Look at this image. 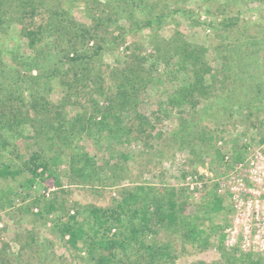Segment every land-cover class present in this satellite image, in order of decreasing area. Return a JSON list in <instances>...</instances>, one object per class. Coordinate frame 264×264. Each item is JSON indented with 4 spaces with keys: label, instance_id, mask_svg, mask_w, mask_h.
<instances>
[{
    "label": "rangeland",
    "instance_id": "obj_1",
    "mask_svg": "<svg viewBox=\"0 0 264 264\" xmlns=\"http://www.w3.org/2000/svg\"><path fill=\"white\" fill-rule=\"evenodd\" d=\"M26 3L5 1L1 8L2 91L19 90L29 104L36 99L38 109L44 105L52 110L63 102L61 114L71 121L76 114L93 112L95 103L101 108L109 105L105 97L114 92L115 69L131 59L137 62L134 57L139 59L142 83L121 116L129 131L119 141L97 145L83 134L67 146L60 140L44 146L47 157L58 156L57 161L48 160L59 184L48 171L37 176L30 188L19 186L21 175L8 183L0 180V186L8 184L15 190L11 202L0 209V264H96L88 261L84 248L70 246L68 235L62 238L56 225L75 208L110 207L120 199L122 189L143 184L174 188L180 205L176 227L156 226L149 235L169 247L171 256L162 264H229L218 248L222 234L225 252L235 257L251 253L258 261L244 257L232 264H264V0ZM48 7L64 11V16L96 33L83 44L84 53L90 55L83 58L89 62L82 70L87 77L77 94L66 98L57 74L70 70L72 75L73 62L58 51L50 32L43 34L36 49L23 34L24 28L37 29L49 21ZM66 41L61 40L60 47L66 48ZM189 50L198 55V68L206 69L208 89L196 92L191 103L177 104L172 101L176 91L192 80L197 68ZM39 52L43 58L37 62L34 57ZM97 74L101 78L95 82ZM34 110L28 108L32 117ZM100 117L97 114L95 119ZM107 123L111 126L112 119ZM27 132L5 133L21 157L0 145V166L23 167L22 160L34 148ZM76 151L86 154L89 170L71 181L67 155ZM54 196H58L57 210L41 216L42 201ZM37 197L40 203L33 204ZM216 199L222 200L223 208L212 211L209 205ZM193 226L204 229L206 243L186 236ZM114 232L112 228L110 234Z\"/></svg>",
    "mask_w": 264,
    "mask_h": 264
},
{
    "label": "trees",
    "instance_id": "obj_2",
    "mask_svg": "<svg viewBox=\"0 0 264 264\" xmlns=\"http://www.w3.org/2000/svg\"><path fill=\"white\" fill-rule=\"evenodd\" d=\"M5 1L10 5L12 1L25 4L28 0H0V14H2L1 8L5 5ZM34 9H36L35 6L30 8L31 11ZM48 10L50 19L45 25H38L37 29L24 28L23 34L28 39L29 46L35 48L43 34L50 32L53 36L52 42L56 48L58 47V51L64 55L66 61L73 62L72 75L69 74L70 70L59 71L57 74L60 76L59 82L65 87L64 98H66L70 94L76 95L80 90L81 81L87 77L85 74L87 71L83 73L82 70H87L89 62L88 60L83 61V58L87 59L86 57H90V55L84 53L86 50L83 44L94 39L96 33L91 27L77 22L73 17L64 16V11L51 9V7H48ZM58 15L62 17L59 18ZM65 39L67 40L66 48H62L60 41ZM188 54V57L192 58L195 68L198 55L193 50H189ZM34 58L38 62L43 57L39 52ZM134 58L137 62L131 59L120 69H115L113 73L115 79L114 92L105 97L108 98L109 105L101 108L95 103L93 112L76 114L71 121L61 114L63 102L54 105L52 110L44 105L38 109L36 99L31 105L19 90L9 91L7 89V91H2V86H0V145L8 148L7 150L16 158H20L19 150L10 143L5 133L22 132L25 134L27 132L26 127H28L30 131L27 132V136L34 147L22 160L23 167L21 169L13 168L9 163H2L0 180L8 183L15 181L21 175L23 180L19 182V186L30 188L37 176L42 177L43 173L48 171L49 176H52L55 182L59 184L57 177L49 167L48 160L50 159V162L57 161L58 156L47 157L43 153L44 146L49 141L54 143L55 140H60L63 145L67 146L72 143L74 138L79 135L81 137L83 134L92 137L97 145L104 140L119 141L122 135L129 131L121 116L133 104L137 86L142 83L139 59ZM80 60L83 64L79 66ZM205 70V67L199 66L198 68L197 65V68L193 69L192 80L178 88L172 101L177 102V104L182 101H190L191 103L196 92L205 93L208 89L204 83ZM100 78L101 76L97 74L93 79L96 82ZM30 106L35 109V116L33 117L28 111ZM97 114L101 116L100 120L95 119ZM110 118L113 122L111 126L107 123ZM67 156L70 180L78 181L85 175L87 169L89 170V159L85 153L79 151L68 153ZM40 167L41 171L38 173L37 169ZM13 193L15 190L12 186L8 184L4 187L0 186V209L5 206L7 200L11 202L9 197ZM40 199L39 197L35 198L33 204H39ZM57 201L58 196L42 201L43 205L39 214L43 216L57 210ZM61 204L63 205L65 202ZM27 208L29 209V207ZM179 208L180 205L176 200L174 188H156L149 184H143L134 188L122 189L120 199L110 207L88 205L81 210L75 208L72 214L67 213V217L59 221L56 229L62 238L68 235L66 240L70 246L78 250L84 248L88 261L96 264H115L123 261H126L127 264H136L140 263V260H145L147 264H162L161 260L171 256L169 247L166 244L155 243L153 239H149V235L156 232V226L161 228L176 227L180 216ZM209 208L212 211H219L223 208L222 200L212 201ZM112 228H115V232L110 234ZM186 236L193 241H201L202 243H206L208 240L204 229L197 226L191 227ZM223 238L224 235H220L218 248L227 263L232 264L237 259L244 257L250 259L252 263L258 262L252 259L251 253L235 257L234 254L225 252L222 245ZM78 243H81L82 246L79 247ZM128 250H132V252H128ZM133 254L134 257H132ZM199 264L206 263L199 262Z\"/></svg>",
    "mask_w": 264,
    "mask_h": 264
}]
</instances>
